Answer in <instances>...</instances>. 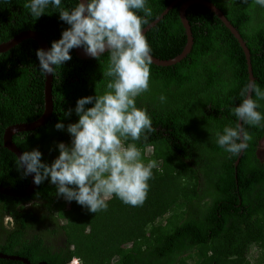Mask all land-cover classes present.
I'll return each instance as SVG.
<instances>
[{"label": "trees", "instance_id": "16d2710c", "mask_svg": "<svg viewBox=\"0 0 264 264\" xmlns=\"http://www.w3.org/2000/svg\"><path fill=\"white\" fill-rule=\"evenodd\" d=\"M172 1L146 0L152 9L148 24ZM207 1L241 35L250 52L254 81L264 91V7L254 0ZM29 2L0 0V44L21 32L37 31L50 49L70 25L52 5L35 19L24 7ZM78 3L61 0L67 10ZM179 7L144 34L150 54L157 59H172L184 49L187 39ZM137 14L144 17L142 11ZM186 18L193 37L190 53L172 66L151 64L150 90L135 101L147 110L155 131L145 132L138 141L129 138L125 145L135 144L145 164L156 162L154 175L174 183L186 178L190 184L180 186L172 196L173 188L162 183L155 189L148 181L142 206L127 205L114 195L107 210L97 213L57 195L50 177L26 197L0 193L1 254L31 264H67L72 258L82 264H246L252 246L264 248V161L257 155L264 120L260 126L242 121L252 140L238 155L220 147L216 136L225 127H238L233 109L242 103L245 97L240 93L249 83L245 55L207 8L192 5ZM38 49L34 40L27 39L0 54V186L15 191L26 189L30 181L18 170L16 156L4 148L3 135L7 127L33 122L44 111L45 74L39 69ZM70 55L72 59L52 74L49 121L12 137L22 153L37 149L49 165L59 156V143L72 144L67 126L79 120L78 99L104 94L111 79L103 76L109 53L88 60L79 59L74 49ZM252 98L256 99L254 93ZM258 103L257 111L264 116V100ZM93 106L94 101L85 109ZM69 110L71 114L65 115ZM57 123L64 125L63 130L55 127ZM6 217L10 226L4 224ZM59 236L64 237V249L56 252L52 242ZM0 264L24 263L0 258Z\"/></svg>", "mask_w": 264, "mask_h": 264}, {"label": "clouds", "instance_id": "9594fccd", "mask_svg": "<svg viewBox=\"0 0 264 264\" xmlns=\"http://www.w3.org/2000/svg\"><path fill=\"white\" fill-rule=\"evenodd\" d=\"M254 4L264 7V0H254ZM49 5L59 9L60 19L70 28L52 43L50 50L36 51L39 69L52 75L72 59L70 50L83 46L97 59L107 50L110 58L103 76L111 79L104 94L78 99L75 112L79 120L67 126L72 144L59 143V156L53 163L42 162V153L33 149L19 155L16 166L23 169L24 176L34 173L36 185L50 177L57 186V195L75 200L92 213L106 211L107 201L114 195L127 205L142 206L152 169L157 165L155 161L145 165L140 149L135 144L125 145V141H138L145 132L155 131L147 110L135 103L138 96L150 90L152 57L143 26L148 24L146 17L152 15V9L146 0H79L72 10L63 8L61 0H30L24 7L37 19ZM140 11L144 17L137 14ZM240 95L246 98L233 109L235 116L248 125L260 126L264 116L257 109L258 101L264 100V91L251 81ZM165 99L160 97L162 102ZM93 101L94 106L85 109ZM70 114L71 110L65 113ZM55 127L63 130L64 125L57 123ZM216 136L218 145L233 155L246 149L252 140L242 126L225 127L223 134L217 132ZM67 264L82 262L72 258Z\"/></svg>", "mask_w": 264, "mask_h": 264}, {"label": "water", "instance_id": "95a60500", "mask_svg": "<svg viewBox=\"0 0 264 264\" xmlns=\"http://www.w3.org/2000/svg\"><path fill=\"white\" fill-rule=\"evenodd\" d=\"M79 1V0H78ZM81 2L87 3L88 0H81ZM177 4H180L179 7V18L181 21V24L185 30V35H186V44L184 46V49L182 52L177 55L176 57L169 59V60H160L155 57H152V63L156 66H162V67H167V66H172L175 65L176 63L180 62L183 60L191 51L192 45H193V37L191 33V29L189 26V22L186 18V10L188 7L192 5H200L208 10H210L215 16L224 24V26L231 32V34L234 36V38L237 40L239 43L244 55H245V60L247 64V71H248V77H249V82L254 81L253 74H252V67H251V60H250V52L249 49L247 48L245 42L243 41L241 35L239 32L236 30L235 27L231 25V23L227 20V18L223 15V13L211 2L207 0H173L166 8L163 10V12L151 23H149L147 26L143 28V34H146L151 28H153L168 12L171 10L173 7H175ZM31 39L34 40L40 49H43L45 51L50 50L49 46L47 44V41L45 38L37 31H24L19 33L18 35L14 36L7 42L1 43L0 44V54L7 52L8 50L12 49L16 45L20 44L22 41ZM75 55L79 59L83 60H88L92 59L90 55H88L85 51V49L81 47L74 48ZM107 52V50L105 51ZM52 75L45 74V86H44V111L42 115L35 121L30 122V123H22V124H16L9 126L5 129L4 135H3V146L6 148L8 151L13 153L17 160L18 156L22 154L21 150L13 143L12 137L14 134L20 133V132H27V131H33L38 129L39 127L44 126L49 119L51 118L52 112H53V101H52ZM246 98V97H245ZM238 126H242V121L238 119ZM244 150L241 151L243 153ZM241 155H239L240 157ZM239 161H236L235 165H237ZM23 170V169H22ZM34 173H31L27 175L29 178L30 184L29 186L24 189V190H11L8 188H4L0 186V193L3 195L7 196H12L16 198H22L31 195L35 188L38 186L34 183ZM0 258L1 259H6V260H14V261H20L24 264H31L27 259L17 257V256H7L3 255L0 253Z\"/></svg>", "mask_w": 264, "mask_h": 264}, {"label": "rangeland", "instance_id": "374dc122", "mask_svg": "<svg viewBox=\"0 0 264 264\" xmlns=\"http://www.w3.org/2000/svg\"><path fill=\"white\" fill-rule=\"evenodd\" d=\"M146 154H148V152ZM257 155L260 158V160L264 161V137L259 143ZM145 165H147V164H145ZM149 181L154 182V186H155L154 188L155 189H157L160 186V184H162V183L163 184L165 183L164 187L166 186V188H171V189L173 188L171 191V192H173L172 196L175 195V193L176 194L178 193V188L180 186L190 184V182H188L186 178H182V179L176 178L175 183L172 182V180H169V182L164 181V178L162 179L158 173H156V175H154L152 177V179H150ZM163 184H162V186H163ZM162 186H160V187H162ZM68 207H69V204H66L65 208H68ZM62 223H65V221H62ZM62 240H64V237L59 236L57 239V242L59 243ZM246 264H264V248L262 246L261 247L252 246L250 248Z\"/></svg>", "mask_w": 264, "mask_h": 264}, {"label": "flooded vegetation", "instance_id": "af4514ba", "mask_svg": "<svg viewBox=\"0 0 264 264\" xmlns=\"http://www.w3.org/2000/svg\"><path fill=\"white\" fill-rule=\"evenodd\" d=\"M8 222H10V220L8 219V217H6L4 219V224L6 226H10ZM57 239L58 238H54V240H53L54 243L52 242V245H53V250L56 251V252H59L60 250L64 249V245H63L64 240H62L61 242L58 243Z\"/></svg>", "mask_w": 264, "mask_h": 264}]
</instances>
